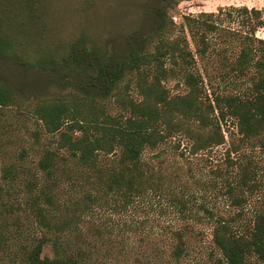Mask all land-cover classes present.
Listing matches in <instances>:
<instances>
[{
    "label": "trees",
    "instance_id": "obj_1",
    "mask_svg": "<svg viewBox=\"0 0 264 264\" xmlns=\"http://www.w3.org/2000/svg\"><path fill=\"white\" fill-rule=\"evenodd\" d=\"M32 1L0 0V62L21 61L52 72L63 68L80 77V84L69 91L62 86L61 91L28 104L45 131L59 136L54 142L58 149L43 151L38 168L48 182L39 188L30 181V197L23 203L13 200L11 183L6 189L0 186V247L2 230L12 225L20 227L22 216L16 212L24 213L27 222L39 226L42 234L22 246L25 264H86L74 255L57 251L50 257L45 253L49 242L57 249L60 238L49 239L47 233L55 228L63 232L86 207L114 204L115 208L127 209L137 200L155 195L179 208L185 217L199 216L194 209L201 187H208L207 183L194 175L186 177L187 171L180 164L164 162L166 151L161 146L177 141V137L186 139L189 153L196 156L228 144L227 171L239 167L244 174L235 184L228 183L224 194L234 206L247 202L245 187H252L248 181L252 180L253 167L251 162L244 164L233 155L248 157V152L264 151V39L257 36L264 28V10L245 6L227 13L231 21L239 20L242 29L233 33L240 51L223 79L231 73L250 75L248 91L233 93L209 92L188 43L165 35L168 12L177 5L176 0H150L153 34L139 38L137 47L130 44L131 50L120 60L103 44L90 45L85 33L47 53H40L41 48L33 45L29 56L18 14L13 16L12 11L28 10L33 16ZM223 19V10L194 19L201 30V46L197 49L201 58H207L211 49L209 35L224 32L220 27ZM155 36L158 41L154 50H148ZM170 80L185 90L173 93L167 86ZM21 100L15 89L0 79V109L20 106ZM108 100L113 101L117 113L111 110ZM229 119L236 121L237 130L228 141L224 125ZM179 147L181 143L175 142V148ZM213 172L218 178L224 175L221 167ZM18 173L19 165L11 164L4 169L3 177L6 182H16ZM59 174L71 181L72 189L78 188L80 201L85 202L72 214L70 204L62 203L58 196ZM73 174L77 179L72 178ZM202 203L200 208L212 220V241L222 254L221 263L251 264L253 258L264 263V212L248 223L238 224L236 217L219 216ZM237 216H243V212ZM194 233L191 223L172 231L176 243L171 257L175 261L190 255Z\"/></svg>",
    "mask_w": 264,
    "mask_h": 264
},
{
    "label": "rangeland",
    "instance_id": "obj_2",
    "mask_svg": "<svg viewBox=\"0 0 264 264\" xmlns=\"http://www.w3.org/2000/svg\"><path fill=\"white\" fill-rule=\"evenodd\" d=\"M176 2L177 5L168 12L165 35L169 39L188 43L196 54L209 92H247L250 75L240 77L231 73L226 80L223 79L240 51L239 42L233 33L242 29L239 20L231 21L227 13L232 8L245 6L264 10V0ZM32 3L35 6L33 16L28 10L12 11L13 16L18 14L17 20L22 27L29 56L33 52V45L41 48L40 53H47L85 33L90 45L101 43L115 59L120 60L131 50V45L137 47L139 38L153 34V18L148 7L150 0H33ZM220 10L224 11L226 17L220 24L224 32L209 35L211 49L207 58H201L197 54L201 46V30H198L194 19L203 13H218ZM257 36L264 39V28L260 29ZM157 41L155 36L147 46L148 50H154ZM226 61L230 64L225 65ZM0 79L13 87L23 101L20 106L15 104L0 109V186L6 189L11 183L13 200L23 203L30 197V181L37 183L39 188L48 182L44 171L38 168V162L45 149H58L54 142L59 137L45 131L42 122L29 111L28 104L61 91L62 86H65V91L71 90L74 84H80V77L63 68L52 72L21 61H1ZM68 81L70 84L65 85ZM167 86L173 93L185 90L175 80L168 81ZM108 104L114 113L118 112L113 101L108 100ZM234 123V119H229L224 125L228 141L232 132L237 130ZM175 142H180L181 147L175 148ZM189 146L186 139L177 137V141L167 142L161 148L166 151L163 156L165 165L180 164L187 171L186 177L194 175L195 179L207 183L208 187H201L198 206L194 209L199 216L185 217L179 208L155 195L137 200L127 209L115 208L114 204L99 208L86 207L81 216H74L69 228L63 232L55 228L47 233L49 239L60 238L58 248L49 242L45 253L50 257L55 256L57 251L63 255H74L86 264H223L222 254L212 241V220L205 215L200 205L204 202L219 216L236 217L238 224L248 223L264 212V151L248 152V157L233 155L235 160L239 159L244 164L251 162L253 167L252 180L248 181L252 187H245L247 202L234 206L224 194L226 185L235 184L243 178L244 173L239 167L227 171L225 153L228 144L197 156L189 153ZM11 164L19 165L20 178L16 182H6L3 177L4 169ZM219 167L224 169L222 178L213 172ZM61 176L59 174L58 196L62 203L70 204L69 213L72 214L85 202L80 201L78 188L72 189L71 181L65 175ZM72 178L77 179L74 174ZM201 195L204 199H201ZM240 212H243V216L238 217ZM16 214L22 216L20 227L12 225L2 230L4 238L0 247V264H25L22 261V246L42 235L40 227L33 223L30 225L24 213ZM185 223H191L195 228V233L191 235V253L177 262L171 257V249L176 243L172 231ZM251 264L264 263L253 258Z\"/></svg>",
    "mask_w": 264,
    "mask_h": 264
}]
</instances>
